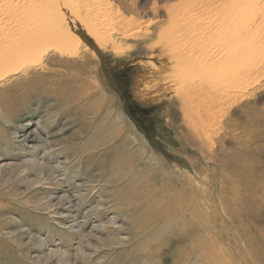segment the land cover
Instances as JSON below:
<instances>
[{"label":"rangeland","instance_id":"374dc122","mask_svg":"<svg viewBox=\"0 0 264 264\" xmlns=\"http://www.w3.org/2000/svg\"><path fill=\"white\" fill-rule=\"evenodd\" d=\"M111 1L120 6L117 0ZM154 2L163 3L128 0L134 11L107 21L98 11L80 14V20L97 41L107 39L114 21L141 23L136 38L120 31L110 35L121 48L119 53L93 43L103 62L86 42L80 44L77 32L84 31L67 19L60 29L76 33L72 37L78 41L74 51L62 54L52 46L34 58L11 65L19 72L0 84V264H198L194 255L187 261L175 258L173 251L181 253L186 247H194L188 239L172 245L170 251H149L175 239L183 221L167 219L157 206L143 211L150 201L139 206L134 198L124 197V187L110 185L117 173L111 166L103 171L101 165L107 161V153L113 146H121L123 139L132 143L128 153L146 147L158 158L151 167L158 172H149L153 179L148 174L151 183L163 187V182H170L164 178L171 172L193 179L198 189L192 216L219 232L214 237L231 258L229 264H264V78L259 83L255 76L246 78L241 85L238 81L239 86L234 84L235 78H216V82L213 78H191L195 85L208 89L228 82L225 87H232L227 89L230 94L236 89L247 88L248 92H237L241 97L227 93L229 97L222 106L225 109L204 118L208 130L201 131L210 135L203 140L200 136L198 151L190 148L186 132L194 135L196 131L182 126L187 120L173 90L153 103L136 97V77L141 66H161V46L154 44L159 41L158 26L164 18L152 15ZM82 44L83 55L73 57ZM43 57L41 66L23 70L26 63ZM40 75L45 77L36 82L35 76ZM234 87L237 88L233 90ZM55 90H62V95L53 96L51 92ZM77 93L85 95L82 104L72 101ZM65 101H69L68 105ZM93 101L101 106L97 117L88 115ZM102 127L114 129L120 138L90 158L89 144L95 146L100 141L93 133ZM244 131L251 136L248 143L242 139ZM158 163L168 168L160 170L156 168ZM207 178L209 182L204 181ZM159 193L162 198L160 194L149 198L166 204L170 196L164 190ZM145 195L140 193L139 197ZM212 251L216 253L214 248Z\"/></svg>","mask_w":264,"mask_h":264},{"label":"bare ground","instance_id":"6f19581e","mask_svg":"<svg viewBox=\"0 0 264 264\" xmlns=\"http://www.w3.org/2000/svg\"><path fill=\"white\" fill-rule=\"evenodd\" d=\"M117 1L120 3L119 7L112 4L111 0H0V84L7 82L9 78L14 77L19 72V69H11V65L14 62H25L26 60L40 55L44 49H49L52 46H55L62 54H65L69 50L70 52L74 51V47H76L78 41H80V44L84 42L82 37L77 39L78 41L72 38L76 36V33H69L67 32L68 30L61 31L60 25L67 19L72 22L70 24H73V26L78 23L87 37H89L97 47L101 46L103 49H111L114 53L121 52V48L117 46V43L112 40L110 35L114 34L116 31H120L123 35L125 34L128 37L136 38L140 32V22L131 21L128 23V21L124 22L123 20L114 21L111 23V34L109 36L108 34L106 35L107 39L97 41L91 36L93 33L86 29L85 23L81 21L79 17L83 12L95 13V11H98L97 14L99 13L102 19L105 18L104 21H107L110 18L123 17L125 12L132 13L134 11L133 4H129L128 0ZM159 1L163 3H152L151 10L154 17L158 18L163 16L164 18L158 26L159 41L157 44L159 45L154 44V46H161L159 49L161 66L157 67L154 64L141 66L136 77L139 81L137 87L139 93L137 92L138 94H136V97L141 101L153 103L155 100H160L165 93L173 90L175 98L182 103L181 111L184 113L187 120L182 126L188 131L190 129L196 131V133L193 131V133H195L194 135L186 132L188 136V146L198 151L200 149V147H198L200 146L199 141H202L203 137L205 138L210 135V133L206 135L207 132L205 130H208V127L206 125L207 119L204 118L213 117V113H215V110L218 111L217 109H225L222 108V106L225 100L227 102L226 97H229L227 93H229L228 95H231V97L234 96L232 93H236V96L241 97V95L237 93L242 91L241 89L238 91L236 89V91L231 94V91H227V89L232 88L230 86L231 82L234 83L233 81L235 80L234 84L239 86V82L241 85L242 82L246 81V78L255 76L258 83L261 81V78H264V0H256L257 2L255 1V3L252 2V0ZM62 10L64 11L62 12ZM65 10L68 11L69 16H66ZM75 20L78 22H75ZM155 23H159V20L149 23L147 27ZM66 27L70 28L67 24ZM83 46V44L79 46L73 57H80L83 55L80 51ZM89 47L91 46L89 45ZM92 49L98 56L100 55L96 47ZM45 57L39 59L35 63H26L23 70L33 69L43 62ZM44 77L41 75L38 77L35 76V78H38L36 82H39L41 78ZM191 78H213L214 82H216V78H225L227 80L228 78H231V80L232 78L235 79L233 81L230 80V85H228L230 87L227 89L225 86H227L226 83L228 82H226L225 85L223 83V86H220L219 83L218 85L214 84L211 89H208L203 86L195 85L191 81ZM241 79H243V81H241ZM73 81L76 83L75 79H73ZM247 82H249V80ZM79 86L80 85H78V87ZM235 88L237 87H234L233 90ZM51 93L55 97H60L59 94L62 93V90H60V92L59 90H55ZM148 96H152V98L149 99ZM84 97L85 95L77 93L74 94V98L72 99L71 97V99L75 101V103L77 101V103L82 104ZM238 97L236 98L238 99ZM97 102L93 101V105L92 103L90 104L91 108H89L88 115H92L93 117L98 116L101 106ZM228 102L230 101L228 100ZM64 103L68 105L69 101H65ZM80 108L79 110L82 111L83 108ZM85 113L86 112L83 110L82 114L86 115ZM235 123H231V126H237ZM208 124H210L209 121ZM245 124L247 123H244V125ZM102 128L95 129L93 133L94 137H98L97 140L99 139L100 141L95 146H92L94 144H89L91 149L89 148L90 151L88 152L92 153H87L90 158L93 157L95 152L98 150L100 151L107 145L116 144L120 138L114 129ZM246 128L248 129V126ZM201 130L206 133H203ZM200 136L202 140H200ZM248 137L251 138L249 132L244 131V135L242 136L244 143H248ZM131 144L130 140L123 139L121 146H113V149L107 153V161L101 165V168H104L103 171H105L106 169L108 170V168L111 169V166L114 173H117V176L110 180V185L118 184L124 187L127 192H124V197H126L127 200L134 198L139 206L145 203L146 200L150 201L147 206L142 208L143 211L157 206L160 208V212L166 215L167 219L171 220L170 218H174L183 221V225L178 231V236L175 239L169 240L168 238L169 241L159 244V247L155 246V248H149V251L154 252L153 250H156L155 252H157L165 248L169 250L172 245L183 244L188 239L193 242L194 247H186L188 248L187 251L184 247L185 250L181 253L173 251L177 261L180 259L187 261L194 255L198 264L231 263V258L227 257V254L225 255L226 252H223L222 243L214 237V234L218 235L219 232H215L214 226H209L207 223L202 222L201 219L199 223L195 217L196 215L194 217L192 216V214H194L192 210H195L197 205L195 195L198 189L193 185V179L181 177L171 172V175H168L169 177L166 175L164 178V180L170 182H163L164 186L162 183L163 187H158L156 182V184L154 182L151 183L152 181L150 182L151 177L149 176L152 174L151 172L157 171L153 170V168L151 169V167L152 161L154 163L158 162V158L156 159L146 147L140 148V151L135 150L128 153L127 150ZM157 165L159 166L156 168L163 171L168 168L163 163H158ZM139 167L143 170L139 171ZM149 172L151 174H149ZM162 175L164 174L162 173ZM151 176L153 179L154 175ZM204 181L209 182L208 178L204 179ZM171 182H175V185L173 186ZM162 190H164L166 195L168 194L170 196L166 204L163 205L158 201L159 199L151 201L149 196L154 195L155 197L160 194L159 192L162 193ZM140 193H146L147 196L139 197ZM160 195L162 198L163 194ZM130 207L132 206L130 205ZM137 209L139 211L140 208ZM145 217L143 219H145ZM159 220L162 222L161 219ZM153 224L155 225V223ZM162 227L165 228L163 223ZM170 228L168 229L169 231L171 230ZM142 232H144V230ZM212 248H214L216 253L212 251ZM159 252H157V254Z\"/></svg>","mask_w":264,"mask_h":264},{"label":"water","instance_id":"95a60500","mask_svg":"<svg viewBox=\"0 0 264 264\" xmlns=\"http://www.w3.org/2000/svg\"><path fill=\"white\" fill-rule=\"evenodd\" d=\"M77 35H79L80 37H82V40L84 42H86L87 44H89L92 48L95 47L94 44H93V41L89 37H87V35H84V33H81V32H77ZM99 58L103 62L101 55H99ZM103 66L107 68L106 65H103Z\"/></svg>","mask_w":264,"mask_h":264}]
</instances>
